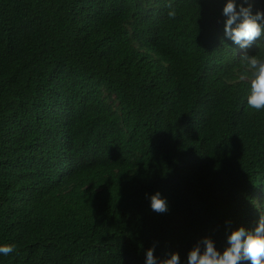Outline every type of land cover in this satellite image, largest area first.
Listing matches in <instances>:
<instances>
[{
  "label": "trees",
  "instance_id": "obj_1",
  "mask_svg": "<svg viewBox=\"0 0 264 264\" xmlns=\"http://www.w3.org/2000/svg\"><path fill=\"white\" fill-rule=\"evenodd\" d=\"M226 3L0 0V264H145L154 245L187 264L255 229L264 111L242 57L264 58V31L235 44Z\"/></svg>",
  "mask_w": 264,
  "mask_h": 264
},
{
  "label": "clouds",
  "instance_id": "obj_2",
  "mask_svg": "<svg viewBox=\"0 0 264 264\" xmlns=\"http://www.w3.org/2000/svg\"><path fill=\"white\" fill-rule=\"evenodd\" d=\"M168 13L174 18L176 13L172 9ZM223 15L227 17L224 25L225 36L231 39L241 48H247L262 35L264 26L258 21H264V12L252 14L251 6H240L237 11L235 0H227L223 7ZM235 25V27H233ZM243 60L247 62L248 68L253 70L250 82V91L247 95V106L256 111H264V58L248 56L245 54ZM151 209L157 213H166L168 203L156 192L151 196ZM228 247L221 254L210 238H204L198 242L188 253L187 264H240L241 261H250L251 264H264V216H261L258 225L253 231H246L240 227L232 231L227 238ZM201 244L204 246L201 252ZM155 245L146 252L145 264H158L154 256ZM16 251L15 244L0 246V254L5 256ZM159 264H180L178 253H172L170 258L164 259Z\"/></svg>",
  "mask_w": 264,
  "mask_h": 264
}]
</instances>
